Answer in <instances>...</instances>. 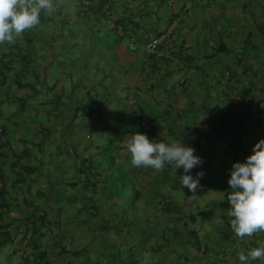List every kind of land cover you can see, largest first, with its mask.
<instances>
[{
  "label": "crops",
  "instance_id": "1",
  "mask_svg": "<svg viewBox=\"0 0 264 264\" xmlns=\"http://www.w3.org/2000/svg\"><path fill=\"white\" fill-rule=\"evenodd\" d=\"M55 2L40 25L0 44V263L241 264L264 244V232L236 236L228 218L233 164L264 139V0ZM171 17L178 24L158 44L168 54H147L144 41ZM54 62L71 84L65 100L48 93ZM38 112L53 123L35 122ZM136 132L195 149L203 163L191 174L204 172L196 195L181 186L182 168L132 166L126 145ZM57 136L80 164L68 150L53 160L46 142ZM108 148L110 163L96 157ZM45 161L61 166L59 180Z\"/></svg>",
  "mask_w": 264,
  "mask_h": 264
},
{
  "label": "clouds",
  "instance_id": "2",
  "mask_svg": "<svg viewBox=\"0 0 264 264\" xmlns=\"http://www.w3.org/2000/svg\"><path fill=\"white\" fill-rule=\"evenodd\" d=\"M56 8L55 0H0V44L15 43L24 32L40 25L42 12L52 15ZM126 147L134 167L161 171L165 164H170L175 169L182 168L181 186L192 192V196L196 195L204 172H197L195 177L191 174L193 168L203 163L192 146L182 144L180 139L157 142L147 134L136 132ZM228 183L232 189L228 195V218L235 235L243 239L264 232V139L254 145L245 162L233 164ZM261 259H264V244L252 248L247 255H239L241 264Z\"/></svg>",
  "mask_w": 264,
  "mask_h": 264
},
{
  "label": "rangeland",
  "instance_id": "3",
  "mask_svg": "<svg viewBox=\"0 0 264 264\" xmlns=\"http://www.w3.org/2000/svg\"><path fill=\"white\" fill-rule=\"evenodd\" d=\"M174 18H176L178 20V17H174ZM172 20H173V18L169 21V23ZM55 34L56 33H52L51 36L48 38V48L52 45V47H53V50L52 51L53 52L55 51L54 48H55L56 38H57V37H55L56 36ZM127 43L125 44L126 47H127ZM208 43H209V41H208ZM58 66H59V64L54 62V63H51L47 67V76H46V79L49 80V83L50 84L55 83V85H56V89H49L48 90V93L52 97V100H54V98H55L54 97V94L55 93L58 94V98L59 99L65 100L64 90H66V89L68 90V94L67 93L66 94H67V97L69 98V94L71 95V93H70V91H71V84H70V81L69 80H65V78L60 77L61 73L59 72V67ZM51 75H54L53 80H51ZM57 78L59 79V81L57 80ZM59 84H60V87H58ZM55 85H53V86H55ZM74 85H75V83H74ZM75 88H76V86H75ZM75 88L72 89L73 94H74ZM134 102L136 104L135 98L133 96H131V97H129V99L127 101V103H128L127 105H129V106L132 107V105H135ZM22 103L26 104L27 101H23ZM22 103H20V105ZM34 121L35 122L38 121L41 125H43V123L45 122L46 125L48 126L50 123H53L54 118H53V116L47 118L46 116H42L41 112H38L37 117H35V120ZM82 131H84V129H82L80 127H77V131L76 132H82ZM96 138H98L97 132H93V135L91 136L90 139L93 141ZM48 140L49 141H47L46 144H49L50 151H52L53 160L54 161L56 159L57 160H61L62 159V161H66L67 158H70V156H69V154L67 152V150H68L69 153H70V155H71V161H72L73 167H75V165H77V164H80V160H81L80 159L81 158L80 157V154L77 153L76 157L75 158L73 157L72 147L69 145V143L67 142V140H65V138L63 136H57V137L49 138ZM221 146L222 145H218L217 147H221ZM75 147H76V145H74V148ZM100 154H104V155H100ZM100 154L96 155V157L107 156V149H105L104 151H101ZM43 161H44V159H43ZM232 162H234V161H232ZM57 169H59V171L54 170L53 167H50V165H49L48 162H46V161L44 162L43 171L46 172V171L49 170V172L52 174V176L54 178H57L56 180H59L60 179L59 176H61V174H62V173H60L62 171L61 166L59 168H57ZM51 170H53V171H51ZM83 171L84 172H87L86 169H84ZM83 171L82 172L81 171L78 172V175L81 178L85 175V173ZM55 172H58V174L55 173ZM74 172H75V169H74ZM92 179H93V177H92ZM64 187L66 189V193H68L69 192V187H66V186H64Z\"/></svg>",
  "mask_w": 264,
  "mask_h": 264
},
{
  "label": "trees",
  "instance_id": "4",
  "mask_svg": "<svg viewBox=\"0 0 264 264\" xmlns=\"http://www.w3.org/2000/svg\"><path fill=\"white\" fill-rule=\"evenodd\" d=\"M165 2L166 3H168V4H170L171 3V0H165ZM175 19L174 17H171L170 18V20L171 19ZM169 20V21H170ZM126 23H125V27H129L130 26V23L128 22V21H125ZM124 23V22H123ZM169 24V23H168ZM178 24V20L176 19V24L174 25V27L176 26ZM119 30H121V28L119 29ZM172 30V29H171ZM171 32V31H170ZM6 62V58L4 57V56H2V54L0 55V67H2L3 66V64ZM140 125L143 127V129H145V131H148L149 130V127H148V125H147V122L145 121V120H141V123H140ZM2 131H3V128H2V125L0 124V136L2 135ZM112 150L110 149V148H108L107 149V156H105L106 157V159L109 161V163L111 162V160H112ZM14 170L16 171V173H18L19 175H20V173H22V170H23V166L21 165V163H18V162H15L14 164ZM85 166H86V169H88V171L89 172H91L90 171V167H91V165H90V163H86L85 164ZM78 171H82L83 169L82 168H78L77 169ZM88 172V173H89ZM90 174V176L91 177H94V178H98V173H96L95 171H92L91 173H89ZM88 178V177H87ZM93 178V179H94ZM88 180V179H87ZM1 203V202H0ZM38 256L39 257H43V255H44V251H38ZM1 264V263H0ZM6 264H8V263H6ZM23 264H26L25 263V261H23Z\"/></svg>",
  "mask_w": 264,
  "mask_h": 264
},
{
  "label": "built area",
  "instance_id": "5",
  "mask_svg": "<svg viewBox=\"0 0 264 264\" xmlns=\"http://www.w3.org/2000/svg\"><path fill=\"white\" fill-rule=\"evenodd\" d=\"M176 24V18L173 19L166 27L165 31L160 32L159 34H155L153 36H150L148 39H146L143 43V49L147 54H154V55H167L168 52L158 49V44L161 43V41L164 39V37L168 34V32L171 31V29ZM118 29H120V26H118ZM211 43V41H209ZM132 47V46H131ZM228 72L225 71L223 73V76L221 77L222 80H224L227 76ZM132 100V99H131Z\"/></svg>",
  "mask_w": 264,
  "mask_h": 264
}]
</instances>
